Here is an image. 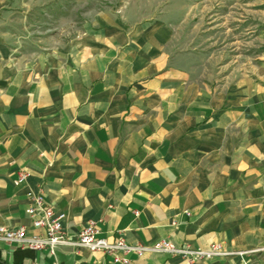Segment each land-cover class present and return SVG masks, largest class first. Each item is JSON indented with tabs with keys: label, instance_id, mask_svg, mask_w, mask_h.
I'll use <instances>...</instances> for the list:
<instances>
[{
	"label": "crops",
	"instance_id": "crops-1",
	"mask_svg": "<svg viewBox=\"0 0 264 264\" xmlns=\"http://www.w3.org/2000/svg\"><path fill=\"white\" fill-rule=\"evenodd\" d=\"M16 1L0 0V15ZM252 8L261 20L253 59L217 83L192 79L161 22L89 27L27 55L0 33V226L44 234L26 211L41 192L66 213L71 241L94 219L111 243L227 252L120 251L123 262L83 246L0 242L2 262L264 264V0Z\"/></svg>",
	"mask_w": 264,
	"mask_h": 264
},
{
	"label": "rangeland",
	"instance_id": "rangeland-1",
	"mask_svg": "<svg viewBox=\"0 0 264 264\" xmlns=\"http://www.w3.org/2000/svg\"><path fill=\"white\" fill-rule=\"evenodd\" d=\"M253 0H17L0 15V33L16 55L66 46L89 27L155 22L170 28L191 77L213 83L247 68L258 47L261 20Z\"/></svg>",
	"mask_w": 264,
	"mask_h": 264
},
{
	"label": "built area",
	"instance_id": "built-area-1",
	"mask_svg": "<svg viewBox=\"0 0 264 264\" xmlns=\"http://www.w3.org/2000/svg\"><path fill=\"white\" fill-rule=\"evenodd\" d=\"M27 177V173L21 172L19 181ZM31 205L26 210L32 219V226L35 230H44L43 233L29 234L25 227L11 228L0 226V242L7 245H15L21 249L40 250L48 247L52 253L60 245H76L87 247L88 249L102 250L113 255L115 261L127 262V259L121 258L119 252H135L142 255L145 252L171 253L182 256H188L192 259L211 257L213 255L226 254L219 244H212L207 250L191 249L188 246H178L167 239L158 240L153 244L132 245L119 238L114 242H108L106 238L98 236L100 229L97 220H88L74 241L68 239L64 222L66 213L56 211L55 208L48 204L45 196L41 192L30 194Z\"/></svg>",
	"mask_w": 264,
	"mask_h": 264
},
{
	"label": "trees",
	"instance_id": "trees-1",
	"mask_svg": "<svg viewBox=\"0 0 264 264\" xmlns=\"http://www.w3.org/2000/svg\"><path fill=\"white\" fill-rule=\"evenodd\" d=\"M18 251V250H17ZM0 264H7V263H5V262H2L1 260H0Z\"/></svg>",
	"mask_w": 264,
	"mask_h": 264
}]
</instances>
